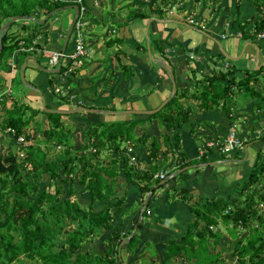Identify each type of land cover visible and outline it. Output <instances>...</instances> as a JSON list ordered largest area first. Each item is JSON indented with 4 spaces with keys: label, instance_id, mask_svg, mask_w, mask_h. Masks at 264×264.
<instances>
[{
    "label": "trees",
    "instance_id": "1",
    "mask_svg": "<svg viewBox=\"0 0 264 264\" xmlns=\"http://www.w3.org/2000/svg\"><path fill=\"white\" fill-rule=\"evenodd\" d=\"M81 1L85 8L83 19L90 27L92 24L89 21L90 10L87 0ZM255 1L263 15L256 25V33L260 34L264 30V0ZM72 6L79 8L76 0H68V2L66 0H0V32L2 26L11 18L19 17L21 21L28 18L42 20L52 12H62L61 9L64 7ZM70 10L75 14L74 10ZM160 11L159 15L163 17L165 12L162 9ZM39 15L42 18H39ZM16 23H12L8 30ZM45 24V22L42 24L35 22V27L44 28ZM20 28L22 31L31 32L26 25ZM8 30L2 39L0 69H6V61L18 51L20 45L24 48L21 54L28 51L31 53L30 50L39 52L47 45L48 41L44 38L47 35L45 31L37 33V30L33 29L34 35L28 33L18 38L14 34L7 35ZM40 34L43 38L39 42L35 40V37ZM38 43L44 44L43 47ZM119 43L121 41L118 39L107 40L106 48H114ZM68 53L66 47L65 54ZM62 70L65 71L61 68L60 72ZM236 73L237 70L231 67L227 72H217L212 77L198 81L197 94H188V90H184L177 96L174 90L175 93L168 103L159 112L150 115L149 121L156 120V115L159 114L160 128H164L172 135V132L174 133L176 129L189 121L190 112L180 106L181 101L198 100L202 111L221 107L231 115L233 100L238 94L264 100L261 90L251 86L252 82L258 81L262 68L259 70L253 68L245 72L247 76L241 79L228 78ZM3 100H0V105H4ZM25 105L17 106L16 103L19 107L16 111L22 114L27 111L32 112L25 122L15 119L10 112L2 122L3 130L12 128L15 130L16 137L23 135L25 141L31 144L27 147L21 145V149L25 148V157L22 160H19V156L13 152L4 157L0 156V264H124L122 258L119 259L118 250L121 246L120 254L126 251L131 257L134 256V250L138 247L139 241L132 232L138 219L133 221L131 228L126 232L123 230L125 223L119 220L125 221L131 215H137L139 218L147 193L151 194V198L161 189H165L167 194L172 189V196L166 195L172 200H178L176 198L178 190L174 187L179 181H188L189 174L188 171H182L170 177L174 172L196 162H207L215 152H218L221 160L240 162L245 157L247 146L255 148L264 141V137H252L246 141L245 149L236 150L229 156L222 153V143L219 142L216 148L205 147L199 161L189 163L186 157L183 158L185 156L183 153L181 161L178 160L180 165L168 170L165 179L168 177L169 179L161 184L165 179L160 180L156 176L160 173V169H163L176 156L175 148L180 147L179 134L175 135L173 142H171L170 134L162 136L165 140L163 152L156 137L153 136L149 141L145 135L141 134L140 148L149 153L152 165L149 170L138 173V167L129 164L125 148L129 144L136 145L134 132L139 120L94 123L95 126L91 130L84 132V141L72 146L73 139L68 136L71 132L65 135L62 131H54L59 127L62 128L61 114L47 113L44 110L36 111ZM258 107L257 105V110ZM46 109L50 107L46 106ZM39 113L42 118L37 121L38 128L26 136L24 134L26 125L35 121ZM127 125H130V128H125ZM230 125L232 126V123ZM229 128L230 126L228 131ZM41 138H43L41 143L43 146L38 144ZM123 143L126 144L124 148ZM61 148L65 151L62 156L57 152V149ZM73 150L75 155L71 157L70 153ZM109 150L115 154L116 158L107 155ZM256 150L253 168L248 178L242 183L237 198L233 191L226 196H211L198 202L195 197H190L186 191H183L179 199L188 205L194 222L181 239L165 243L160 264H226L222 255L216 251L223 237L222 231H225L234 245L233 256L236 257L234 264H264V209H260V206L264 205V192L260 193L261 185L264 184V154L261 152L262 148L257 147ZM160 153L163 158L159 161ZM120 169L125 174L126 185H132L139 191L140 199L137 201L136 208L134 205L126 207V192L122 197L117 198L114 204L115 183ZM76 171L80 172L77 178L79 185L83 187L80 191H77L74 186ZM44 176L48 177V185L53 187V193L48 190L50 187L39 186ZM169 182L174 183L172 188L169 187L170 189L167 188ZM83 193L89 195V200H82ZM102 203H106V206L96 210V205ZM148 204L149 201L144 208L143 219L147 216ZM114 208L117 209L113 210ZM69 228L72 229L67 230ZM244 230L247 236L240 238L242 235L240 231ZM105 232L110 233L108 238L102 241L105 246L102 255L94 254L90 250L81 251L85 244H93ZM151 254L153 257L156 252ZM129 263L146 264V261L140 258Z\"/></svg>",
    "mask_w": 264,
    "mask_h": 264
},
{
    "label": "crops",
    "instance_id": "2",
    "mask_svg": "<svg viewBox=\"0 0 264 264\" xmlns=\"http://www.w3.org/2000/svg\"><path fill=\"white\" fill-rule=\"evenodd\" d=\"M157 2L160 3V9L156 5ZM87 5L90 10L89 21L92 24L88 30L100 33L93 35V44L99 43L101 48L96 51L97 53L93 57H85L83 59V63H85L86 58L90 59V63L87 62L88 59L85 63L88 69L84 70L85 64H83L78 76L73 80L70 78L75 87L73 89L74 92L69 89L68 75L62 81L63 84H67V87H61L66 92L67 97L61 101L67 104V98H74V100L71 99L74 107H70L71 103L67 107L60 105L55 100L54 90L53 92L51 91L49 96L44 93L46 86H52L51 77L41 80L42 86H37L39 90L34 88L32 84H34L35 76H33L32 70H29L31 80L33 79L32 83L31 81L25 83L29 86V91H21L23 96L21 100H24L25 104H30L36 111L42 110L41 107L46 111V106H49L50 109L47 110L51 112H69L62 115L63 119H67V115L77 114L73 119L71 118L73 122L79 123V125H76L78 131H76L75 137L84 135L85 131L83 129L93 128L95 126L94 123L139 120L141 117L137 116L140 115H130L127 112L143 111L139 109L137 104L142 99L149 97L152 92L156 91L158 94L157 98L150 97L145 103H150L152 110H155L164 101L170 100L175 91L177 96H179L182 91L187 90L185 89L187 87L196 89L198 81L203 80L202 77L205 79L206 77H212L217 72H227L231 67H234L237 73L229 76V79H241L247 76L245 72H249L253 68L254 70L262 68L258 81L252 82L251 86L259 91L262 89L260 92L264 96V81L260 80L264 77V33L262 38L258 37L259 34L256 33L257 22L263 15L258 9L255 0H87ZM161 9L165 12V15L170 10L172 14L173 10L179 9L178 14L181 13L182 15H179V19L175 18L168 21L167 17L163 18L159 15ZM69 20L68 23L70 25L71 19ZM66 26L63 28L56 26L48 31L46 26H44V28L39 30H41L40 33L42 31L48 32L47 35H49L45 39L53 43L57 40L56 38L60 41L62 40L67 29ZM28 33H30L28 30H21L22 36H26ZM190 33L191 36L189 35ZM40 37L42 38L41 34ZM40 37L39 39H41ZM113 39H118L121 43L114 46L117 50L112 51V48L108 50L106 42ZM240 42L244 45L243 50L241 55L236 57L235 51L238 48L239 52L238 43ZM146 43L147 50L143 49ZM41 45L43 47L44 44ZM74 45L73 41L71 52L74 49ZM21 46L18 51L11 55L14 57V62L11 59L12 57H9L6 61L5 67L7 70L0 69V91H8L6 94L8 96L12 95L11 83L16 77L18 78V75L20 78V70H18L17 64L20 61L18 59L19 55L24 51ZM54 46H56V43H54ZM174 46H177V48H173ZM46 49L51 51V48ZM108 51L111 54L107 55L109 58L106 57ZM54 52H58V50H54L52 53ZM190 54H194L195 57L192 59ZM49 56V59H51V54ZM221 56L227 60H223V58L222 61L215 60V58L221 59ZM106 59L109 61L107 72L109 76L106 78L97 77L96 74L101 71L99 62L107 61ZM26 60V67L32 62L38 68H43L34 63L30 57L26 58ZM256 63L257 66L255 65ZM63 64L66 65L67 62L64 61ZM162 66L170 75L163 71ZM44 69L55 70L53 67ZM188 71L192 74L194 72L200 74L201 79L198 80L196 76H193L191 80L187 74ZM37 76L38 74H36ZM171 76L174 82L171 80ZM63 78H60V80H63ZM96 80L98 84L94 88L93 81ZM101 84H103L104 89H99ZM173 85H175V91L173 90ZM59 86L57 85V87ZM73 94H77V96ZM6 95L2 97V100ZM58 98L62 99L63 97L59 96ZM8 100L11 101V99ZM12 101L14 103V97ZM12 101L10 103L8 101L3 102L4 105H1L2 109H0V156L3 157L11 152L18 155L19 152L17 153L16 151L21 149L20 144L16 143V136H11L5 129H2V122L5 116L9 115L8 106L12 105ZM233 103L230 115V112L229 114H220L214 109L202 111L198 100L181 101L180 106L184 110H189L190 116L189 121L179 129H176L174 133L172 132V136H170L171 142H173L175 135H180V147L175 148L177 154L183 157L184 155L182 154L184 153L185 156L183 158L186 157L188 163L199 161L205 151V147L216 148L217 143L224 141L228 127H231L230 123L234 125L235 119L243 120V123L249 121V129H238L240 138L248 141V139L255 137L246 136L248 133L260 136L259 130H261L260 137H264V126L260 127L262 126L260 124L264 123V100L238 94L235 96ZM257 105L259 106L258 110L256 109ZM81 107L99 110V112H76ZM229 115L230 120L228 118ZM104 117L105 120L103 119ZM41 118L42 115L39 113L35 120L39 121ZM151 122L150 126L143 130L141 134L147 138H149L148 136L156 137L158 144L164 149L165 140L162 136L170 133L165 131L164 128H159L156 120ZM243 123L238 124L242 126L244 125ZM72 139L73 141L76 140L75 138ZM78 142L79 140L76 143ZM128 147H132V156L137 161L138 169H140V164H143L140 161V159L143 160V157H141L144 152L143 148L139 149V147L129 144L125 149ZM256 151L253 146L246 147L245 157L247 159L244 157L240 162L221 160L218 152H215L209 157L207 162H196L183 168V172L188 171L189 179L188 181H179L175 185L174 188L178 190L176 195L178 200L168 198L169 194L172 196V189L168 194L165 189H161L151 198V194L147 193L143 201L144 203L147 199L145 206L149 201L147 216L144 219L142 218L140 223H137L136 227L139 229L134 233L132 232V235L137 237L139 245L134 250L133 257L125 251L127 260L133 262L141 258L146 261V264H160L162 248L165 243L181 239L194 222V217L189 213L188 205L179 199L183 191H186L188 196L195 197L198 202L211 196H226L230 194L234 191L235 185L246 180L247 175L251 172L254 162L250 164L248 157L252 154L256 156ZM261 152L264 154V149ZM125 155L129 160L128 155L126 153ZM151 165L152 162H149L146 170H149ZM172 168V163H168L163 169H160V173L161 171L166 173ZM167 179L169 177L165 180ZM164 181L162 182L164 183ZM173 186L174 183L169 182L167 188H172ZM139 199L140 194L137 190L136 196L130 201V207L134 205V208H136ZM132 219L133 215L127 217L125 221L119 220V222L125 223L123 227L125 232L131 228ZM245 232V230L240 231V234H242L240 238L247 236V232ZM222 235L223 237L216 251L222 255L226 264H234L236 261V257L233 256L234 245L230 238L226 236L225 231H222ZM154 251L156 254L152 257L151 252ZM233 258L235 259L233 260Z\"/></svg>",
    "mask_w": 264,
    "mask_h": 264
},
{
    "label": "rangeland",
    "instance_id": "3",
    "mask_svg": "<svg viewBox=\"0 0 264 264\" xmlns=\"http://www.w3.org/2000/svg\"><path fill=\"white\" fill-rule=\"evenodd\" d=\"M66 2H68V0H66ZM157 6H158V8H159V6H160V3L159 2H157V4H156ZM84 6V5H83ZM177 7H178V1H177ZM171 8V7H170ZM172 9V8H171ZM64 10H66L64 13H62ZM61 11L62 12H58V13H56V14H54L53 16H51L48 20H46V18L45 19H43V21L46 23L45 24V26H46V30L48 31V30H51V29H54L56 26H58V27H65L66 25H68V26H66V31H65V34H64V37L62 38V40L60 41V40H58V38H56L57 40H55V42H53V43H50L49 41L47 42V45L45 46L46 48H51V51L50 50H47V49H43V50H41V51H39V52H34V50H30V51H32V52H34V53H29V51H28V53H25V54H20L19 55V57H18V59L19 60H21V61H19V64H17V66L19 67V69L18 70H20V68H21V66L24 64V62H25V60H26V58H28V57H34L35 58V60L37 61V65L39 66V67H43V68H49V67H54V66H52L51 64H50V59H49V54H51L52 55V52L54 51V50H58V51H60L61 49H62V46H63V41H64V38H65V35H66V33L68 32V29H69V19H71V22H72V20H73V18H74V13H72V11L69 9H67L66 7H64L63 9H61ZM67 12V13H66ZM170 12H171V10H170ZM178 12H179V9H175V10H173V12H172V14H169V11H168V14H166V15H164L163 16V18H165V17H167L168 19V21L170 20V19H179V15H182L181 13H179L178 14ZM107 14V13H106ZM40 16V15H39ZM105 16H107V15H105ZM177 16V17H176ZM39 18H42V16H40ZM95 18H96V16H95ZM183 19V18H182ZM39 21H41L40 19H38ZM38 20H34L33 18H30V20H24V21H18L11 29H9L8 30V28H7V30H8V32H7V35H9V34H14L15 36H18V38L19 37H23L22 36V34H21V26L22 25H26V27H27V29H30L31 30V32L29 33V34H32V35H34V30L33 29H35V30H37L36 32L37 33H40V31L41 30H39V29H37L38 27H35V22H37ZM34 21V22H33ZM158 21V20H157ZM175 21V20H174ZM9 21H7V23H8ZM71 22H70V24H71ZM78 22L79 23H83V21L80 19V20H78ZM77 22V23H78ZM51 25V26H50ZM54 25V26H53ZM160 25V24H159ZM44 27V26H43ZM2 28H3V26H2ZM2 28H1V30H2ZM44 29V30H45ZM76 31V29H73V31H72V33H71V36H70V38H69V42H68V46H67V53L68 52H70V50H71V47H72V44H73V38H74V32ZM6 32V31H5ZM81 34H82V38L84 39V43H85V45L87 46V49H88V52H87V55H88V58L90 57H93L97 52L96 51H98L100 48H101V46L99 45V43H96V44H93V41H94V37H93V35H95V34H100L99 32H93V30H88V29H86L85 27H82V29H81ZM46 33H48V32H46ZM0 34H1V32H0ZM49 35V34H48ZM190 36H191V33L189 34ZM42 36V35H41ZM39 37H40V35H38V36H36L35 37V40L37 39H39ZM50 37V36H49ZM53 37V36H52ZM17 38V39H18ZM41 38V37H40ZM42 38H43V36H42ZM41 38V39H42ZM44 38H46L47 39V35L44 37ZM41 39H39L38 41L40 42V40ZM98 42H100V41H98ZM54 43H56V46H54ZM39 45L41 44V43H38ZM243 44L240 42V43H238V47L240 48L239 49V52H238V48H236V51H235V53L237 54V56L236 57H238L239 55H241V53H242V50H243ZM147 43H146V45H144L143 46V49H145V50H147ZM173 48H177V46H174ZM179 49V48H178ZM109 50V49H108ZM114 50H117V48L115 47V48H112V51H114ZM111 51V50H110ZM110 51H108L107 52V54H106V57H108L107 55H111L109 52ZM44 54H45V56H44ZM103 54H104V50H103ZM228 56V55H227ZM12 57V56H11ZM190 57L193 59L195 56H194V54H190ZM88 58H86L85 60L87 61V59ZM109 58V57H108ZM221 59H217V58H215V60L216 61H222V58H223V56H221L220 57ZM12 59V58H11ZM226 59V58H225ZM224 58H223V60H225ZM48 60H49V64H48ZM107 61H103V62H99V64L101 65V71L99 72V74H96V76L97 77H103V78H106V77H108L109 75H107V72H108V65H109V61H108V59H106ZM227 60V59H226ZM13 61V60H12ZM67 62L65 59L62 61V64H61V66H60V69L61 68H64L65 69V71L64 70H62L60 73H58V74H55V75H48V74H45V73H43V72H39L38 71V67L36 66V65H34L32 62H31V64H28V66L24 69V71H23V77H24V79H25V83H28L29 81H31V83H32V80H31V73H30V71L29 70H32L33 71V76H35V80H34V84H32L33 86H34V88H36V89H38V87L37 86H42V84H41V80H44V79H47V77H51L52 78V86L50 87L49 85L48 86H46L45 88H44V93H46L47 94V96H49L50 94H51V91L53 92V87L55 86V85H60L59 87H60V89H61V87H63V86H65V87H67V84H63L62 83V81H64L66 78H64L63 80H60V78L62 79V77H64V75H65V77L67 76V81H68V84L70 85V90L72 91V92H74V84L72 83V81L70 80V78H72V80L74 79V78H76L77 76H78V74H79V71L81 70V68L80 69H74L72 72H70V73H67L68 72V69H69V65L68 64H66V65H64L63 64V62ZM86 61H85V63H86ZM14 62V61H13ZM88 63H90V59H88V61H87ZM225 62V61H224ZM85 63H83V64H85ZM162 68H163V71H166L167 72V70L164 68V66H162ZM54 69H56V66H55V68ZM86 69H88V67H86V64L84 65V70H86ZM83 70V69H82ZM168 73V75H170L169 74V72H167ZM36 74H38V76L36 77ZM189 76H190V79L192 80V77H193V75H195L196 76V78L199 80V79H201V76H200V74H198V73H191L190 71H188V73H187ZM98 79H100V78H98ZM202 79H204V77H202ZM261 81L263 80L264 81V77H262L261 79H260ZM101 81V80H100ZM24 82H23V80L21 79V77L19 78V75H18V78L16 77V79L11 83V87H12V95H11V97L13 98L14 97V103H13V101H12V99H11V97L10 98H7L8 97V95H6L5 96V99H4V101H8L9 103L12 101V105L11 106H8V108H9V112H10V114L15 118V119H21L23 122H25L26 120H27V118L32 114V112L31 111H27L26 113H24V114H22V113H20L19 111H16V108H18L19 109V107H17L18 106V103L20 104V105H24L25 104V101L24 100H21L22 98H23V96H22V92L21 91H26V92H28L29 91V86L28 85H26ZM37 83V84H36ZM97 84H98V81L96 80V81H93V86H94V88H96L97 87ZM263 84V83H262ZM99 89H104L103 88V84H101L100 85V87H99ZM185 89H187L188 90V94H197L196 93V89L195 88H191V87H187V88H185ZM260 89V88H259ZM39 90V89H38ZM62 90V94H55L54 93V95H55V97H56V99L55 100H57V102L58 103H60V105H62V106H65V107H67L68 105H70V103H71V100L68 98L67 99V104H64V102H62L61 100H64V98H66L67 97V95H66V92L63 90V89H61ZM260 90H262V89H260ZM103 91V90H102ZM105 91V90H104ZM3 92L2 91H0V94H2ZM25 95V94H24ZM74 96H77V94H73ZM59 96H61V97H63L62 99H60V98H58ZM157 96H158V94L156 93V91H154V92H152L150 95H149V97H147V98H145V99H142L138 104H137V106H139V109H141V110H143V111H150V110H152V107H151V105H150V103H145L146 102V100H148L150 97H153V98H157ZM8 99H11V101L10 100H8ZM41 99V98H40ZM73 100H74V98H72ZM16 103H17V106H16ZM145 103V104H144ZM26 105H28V106H30L31 107V105L30 104H27L26 103ZM25 105V106H26ZM74 107V104H72L71 103V105H70V107ZM69 107V108H70ZM157 107H159V106H157ZM156 107V108H157ZM33 108V107H32ZM0 109H2V106L0 105ZM41 109L43 110V107H41ZM74 109V108H73ZM61 110V109H60ZM63 110H65V109H63ZM67 110V109H66ZM214 110H216L217 112H219L220 114H223V113H225L226 114V111L223 109V108H221V107H216V108H214ZM41 113H43V112H41ZM20 114H22V116L20 115ZM44 114V113H43ZM76 116V114L75 115H67V119H61L62 120V128H58V129H54V131L55 130H57V132H61L62 131V133L63 134H65V135H67L68 133L67 132H71L70 134H68V136H71L72 138H75L76 140H72L71 141V145L72 146H76L77 145V140H79V142H82V141H84V139H85V136L84 135H82V136H77V137H75L76 136V131H78L77 130V127H76V125H79V123L78 122H73V117H75ZM160 115L159 114H157L156 115V122H157V124H158V126H159V124H160V117H159ZM137 117H141V119L139 118V122H138V126L135 128V136H134V143L136 144L135 145V147H139V149H140V144H141V142H139V139H141L142 138V136H140L139 134H141L142 133V131L143 130H146L147 128H148V124L150 125V123H152V122H150L149 121V119H150V116H137ZM72 118V119H71ZM104 120H105V117L103 118ZM122 121V120H121ZM243 121V120H242ZM241 120H237V119H235L234 120V123L235 124H237V125H239L238 123H240V124H242L243 122H242ZM248 122L249 121H247V122H245V123H243L244 125H239V126H237V129H243V130H246V129H249V125H248ZM73 123H74V125H73ZM260 125H262V126H260V127H263L264 126V123H261ZM38 126L39 125H37V120H35V121H33V122H31V123H29L28 125H26V127H25V129H26V131L24 132V134L26 135V136H28L27 134L28 133H33L34 131V129H37L38 128ZM210 126H212V125H210ZM214 126V125H213ZM139 127V128H138ZM161 126H159V128H160ZM28 128V129H27ZM32 128V130H30ZM53 128V127H52ZM125 128H130V125H127ZM141 128V129H140ZM210 128V127H209ZM83 129V128H82ZM30 130V131H29ZM84 131H87V130H91V129H83ZM261 130H259V135L261 136V132H260ZM76 133V134H75ZM163 133H164V131H163ZM258 133H256V134H258ZM73 134V135H72ZM237 134H238V136H240V132L238 131L237 132ZM87 136H88V134H87ZM170 136H172L171 134H170ZM246 136H257V135H252L251 133H248V135H246ZM1 137V136H0ZM25 137V136H24ZM141 137V138H140ZM149 138H147L146 137V139H148L149 141L151 140V138L152 137H150V136H148ZM260 138V137H259ZM144 139H145V136H144ZM145 139V140H146ZM39 140H41L38 144L39 145H41V146H43V144H41V143H43L42 141H43V138H41V139H39ZM161 140V139H160ZM249 140V139H248ZM68 141H69V138H68ZM244 144H243V147H242V149H245V147H244V145H245V143L246 142H243ZM258 143H260V142H258ZM263 143H264V141H263ZM259 144L257 147H260V148H262V150L264 149V144ZM31 144V142H29V141H27L26 140V145H23V147H27V146H29ZM73 144H75V145H73ZM160 144H161V141H160ZM256 144V143H255ZM21 146V145H20ZM126 146V144L125 143H123L122 144V147L124 148ZM248 147V146H247ZM25 149V148H24ZM24 149H20V150H18V151H16L17 153L19 152V154H18V158H19V160H22L23 158H24V156H25V151H24ZM255 149H256V147H255ZM15 150H17V149H15ZM62 148L61 149H57V152L62 156V154L64 155V153H65V151L64 150H62ZM163 147L161 148V152H163ZM133 151V150H132ZM143 153L141 154V157H143L142 159L143 160H141L140 159V161L141 162H143V164H140V169H137L138 170V173H140L141 171H143V170H146V166H148V164H149V162H152L151 161V159H150V157H149V153H147V151L146 150H144L143 149ZM75 150H73V152L72 153H70V155H72L71 157H73L74 155H75ZM108 152V156L109 157H111V158H116L115 157V154L111 151V150H109V151H107ZM125 153H126V151H125ZM162 153H160V156H159V161L163 158L162 156ZM107 156V157H108ZM128 157H129V159H131L132 158V155H131V153L128 155ZM181 159V156H179L178 154H176V156L173 158V160H171L169 163H172V167L173 168H175V167H177V166H179L180 165V162H178V160H180ZM245 159H247V157H245ZM248 159H249V163L251 164L252 162H254V160H255V155L254 154H252L250 157H248ZM137 162V161H136ZM57 163H59V162H57ZM134 166H136L137 167V164H133ZM120 167H122V164H120ZM187 170H189L188 168H187ZM177 172V171H176ZM176 172H174L173 174H175ZM161 174H163V171H161ZM250 174V173H249ZM249 174L247 175V177H246V179L248 178V176H249ZM80 175V172H77L76 171V173H75V181H74V186H75V188H76V190L77 191H80L83 187L82 186H80L79 185V183H78V176ZM48 177L47 176H44L43 177V179H41V182H40V184H39V186L40 187H45V188H49L51 185H48ZM116 183H115V190H116V196L114 197V204H116V200H117V198H119V197H122V195L124 194V192L126 191V193H125V202H126V207H130V201H132L133 200V198L136 196V192H137V190H136V188H133L134 186H132V185H126V181H125V174H124V172H123V170L122 169H120V171H119V177H118V179H116ZM244 182V181H243ZM243 182H241V183H237L236 185H235V188H234V191H235V198H237L238 197V193H240V189H241V186H242V183ZM262 186V188H261V191H260V193L262 194V192H264V184L263 185H261ZM64 187H69V185H64ZM129 187V188H128ZM51 193H53V187H50L49 189H48ZM222 196H225V195H222ZM81 197L82 198H84V199H82V200H89V195L87 194V193H83L82 195H81ZM106 206V203H102V204H97L96 205V209H102V208H104ZM117 208H114L113 210H116ZM260 209L261 210H263L264 209V205L262 204L261 206H260ZM120 216V215H119ZM138 219V221L140 220V217L138 218L137 217V215H133V221H136ZM140 226V225H139ZM128 228V227H127ZM126 228V230H128ZM72 228H69V229H67V230H71ZM136 229V231L139 229V228H135ZM108 234H109V232H105L103 235H101V236H99V238H97L96 239V241L93 243V244H85V247L81 250L82 252H86V251H88V250H90L92 253H94V254H98V255H102L103 253H104V248H105V246H104V244L102 243V240H106V238L108 237ZM121 258H122V261H123V263L124 264H130L129 263V261L127 260V257H126V252L124 251V252H121ZM235 258H233V260H234Z\"/></svg>",
    "mask_w": 264,
    "mask_h": 264
},
{
    "label": "built area",
    "instance_id": "4",
    "mask_svg": "<svg viewBox=\"0 0 264 264\" xmlns=\"http://www.w3.org/2000/svg\"><path fill=\"white\" fill-rule=\"evenodd\" d=\"M76 3L79 5V18H78V20L81 19L83 21V14H84L85 8H84L81 0H76ZM170 14H171V12H170ZM77 22H76L75 27H74V29H76V31L74 32V38H73L74 44H75L74 49L69 54H65V53L62 54V61L65 59L67 61V64L69 65V69H68L67 73L72 72L74 69L81 68L82 60L87 56V50H86V46L84 43V39L82 38V34L80 32L82 27H86L87 24L84 21H83V23H79V22L77 23ZM263 33H264V31L261 34H259L258 37L262 38ZM13 58L14 57H12V60H13ZM60 58H61V52L60 51L52 53L51 59H50L51 65L57 67L59 64ZM64 78H65V75H64ZM53 90L55 91V93H57L59 95L62 94V90L59 87H57V85H55L53 87ZM7 93H8V91H5L2 94H0V100H2V97L4 95H6ZM6 132L9 133L11 136H15V130L12 128H7ZM237 132H238V129H237L236 124L232 125L229 128L228 134L221 144L222 145L221 151L223 154L229 156L232 152L242 149L243 144H244L243 142H246V140L240 138L238 136ZM15 139H16L17 144L26 145V141H25L23 136L16 137ZM130 153H131V155L133 153L132 147H128L126 149V154L129 155ZM129 164L130 165L136 164V160L133 156L131 159H129ZM165 176H166V173H163V174L159 173L156 177L159 178L160 180H164Z\"/></svg>",
    "mask_w": 264,
    "mask_h": 264
},
{
    "label": "water",
    "instance_id": "5",
    "mask_svg": "<svg viewBox=\"0 0 264 264\" xmlns=\"http://www.w3.org/2000/svg\"><path fill=\"white\" fill-rule=\"evenodd\" d=\"M69 8L72 9V10H74L75 14H74V18H73V20H72V22H71V24H70V26H69L68 32L66 33L65 38H64L63 46H62V49H61V58L59 59V64H58V66H57V68H56L55 70H48V69H44V68H38V70H39L40 72H43V73L48 74V75H54V74H58V73L60 72V66H61V62H62V54L65 53L67 43H68V41H69V38H70L71 33H72V30H73V28H74V26H75V23H76V21H77V19H78V16H79V8H78L77 6H72V7H69ZM55 13H56V11L50 13V14L46 17V20H48V19H49L51 16H53ZM20 19H21V18H19V17L11 18V19L9 20V22L6 23V24L3 26L2 30H1V34H0V53H1V50H2V39H3V37H4L5 31L7 30V28L10 27V25H11L12 23H14V22H18V21H20ZM26 20H30V18H28V19H26ZM36 23L42 24V23H44V21L41 20V21H37ZM30 58L33 60L34 63H37V61L35 60L34 57H30ZM26 61H27V60H26ZM26 61L24 62V64H23V65L21 66V68H20V77H21V79L23 80L24 83H25V81H24V77H23V71H24V69H25V67H26ZM255 65L257 66V63H256ZM171 80L173 81V77H172V76H171ZM173 82H174V81H173ZM173 90H175V85H173ZM172 96H173V95H172ZM168 101H169V99H167L166 101H164V102H163V103H162L157 109H155V110H150V111H130V112H127V113L130 114V115H145V116H150V115H153V114L159 112V111H160V110H161V109H162V108L168 103ZM43 106H44V105H43ZM44 109H45V106H44ZM46 111H47V112H51V111H49V110H47V109H46ZM52 112H55V113H58V114H61V115L69 113V112H65V111H52ZM76 112L96 113V112H99V110L86 109V108L81 107V108H79L78 110H76ZM182 171H183V170H180V171L176 172V173L173 174V175L176 176V175L180 174ZM173 175H172V176H173ZM165 181H167V180H165ZM165 181H164V182H165ZM162 183H163V182H162ZM146 202H147V199H146L145 202L143 203L144 206H143V208H142L141 211H140V221H139L138 223H140L141 220H142V215H143V212H144V208H145V204H146ZM135 231H136V229H134L133 233H134ZM120 247H121V246H120ZM120 247H119V250H118V252H119L118 256H119V259L121 260V256H120Z\"/></svg>",
    "mask_w": 264,
    "mask_h": 264
},
{
    "label": "clouds",
    "instance_id": "6",
    "mask_svg": "<svg viewBox=\"0 0 264 264\" xmlns=\"http://www.w3.org/2000/svg\"><path fill=\"white\" fill-rule=\"evenodd\" d=\"M169 14H170V11H169ZM78 18H79V16H78ZM77 21H78V19H77ZM76 21V22H77ZM83 21H84V19H83ZM84 22H86V21H84ZM76 24V23H75ZM86 24H87V22H86ZM75 27V26H74ZM86 29H88L89 27H88V24H87V26L85 27ZM74 29V28H73ZM73 31V30H72ZM86 46V45H85ZM86 50H87V52H88V49H87V46H86ZM61 52V51H60ZM86 57H88V55L86 56ZM62 63V62H61ZM82 66H83V60H82ZM81 66V67H82ZM57 68V67H56ZM78 69H80V68H78ZM235 124V123H234ZM236 126H238L237 124H236Z\"/></svg>",
    "mask_w": 264,
    "mask_h": 264
},
{
    "label": "bare ground",
    "instance_id": "7",
    "mask_svg": "<svg viewBox=\"0 0 264 264\" xmlns=\"http://www.w3.org/2000/svg\"><path fill=\"white\" fill-rule=\"evenodd\" d=\"M23 52V51H22ZM4 101V100H3ZM19 104V103H18ZM22 106V105H21ZM22 125V124H21Z\"/></svg>",
    "mask_w": 264,
    "mask_h": 264
}]
</instances>
